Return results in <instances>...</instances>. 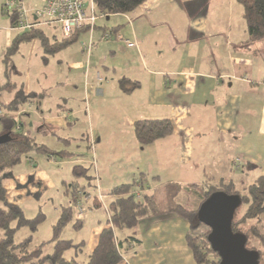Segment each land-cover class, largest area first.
I'll use <instances>...</instances> for the list:
<instances>
[{
	"label": "crops",
	"instance_id": "0c3cea01",
	"mask_svg": "<svg viewBox=\"0 0 264 264\" xmlns=\"http://www.w3.org/2000/svg\"><path fill=\"white\" fill-rule=\"evenodd\" d=\"M39 1L31 0L30 3L34 5ZM193 1L149 0L138 9L139 11L136 10L131 13L133 14L131 24L129 23V18H131L129 14L121 15L130 25L126 27L130 39L135 40L138 44V46L132 47L137 49V56L133 54V61L137 63L138 70L133 69L127 72L124 68L121 71L119 58L123 56L121 55L123 50L120 49L121 44L118 39L119 27L110 29L105 24L104 27H99V20H97L93 30L85 29L80 33V39L84 34L82 38V45L84 44V46H87L88 40L90 43L94 42L95 46L96 38L98 37L99 41L101 39L100 47H105L107 51L96 52L95 64L103 60L107 62L103 64V67L107 74H112L113 80L110 82L114 81L116 86L113 90H110L109 85L106 88L104 85L109 83V80L106 84H102L97 79L99 72H96L94 77L100 84H96V86L94 84L82 90V93L87 91L86 97L90 96L89 100H93L96 96L101 99V104H104L105 102L112 103L113 97H120L124 99L126 106L147 107L153 113L164 111V113H174L175 116L168 118L158 115L157 117H144L129 121L133 128L134 123L139 120L170 119L174 123L175 131L170 137L143 147L136 140L133 129L132 144L129 143L128 146H124L123 152L126 151L129 157L132 156L137 164L132 167V173L125 174L124 178L121 179L122 181H119L120 183L111 186L106 191L107 195L115 186L131 183L139 177L142 178V176H145L147 180L145 186L149 190L146 192L155 193L157 196L159 194L162 196L161 190L169 184L203 185L207 184L208 181L220 180L223 177L227 180L232 179L235 183L237 181L242 182L243 178L246 180L252 177L251 183H253L258 177L264 176V76L261 74L258 79H253L255 59L259 58L260 65L264 63L263 58L258 53L264 50V45L258 44L259 47L254 49L253 56L249 54V51L248 53L242 52L244 55H240L241 52L237 44L230 43L226 47L224 31L214 35L209 31L210 28L212 30L217 28L218 23L210 24L208 23V16L201 17L202 12L208 11L209 1L195 0V5L192 4ZM184 2L189 4L187 8H191L193 13L196 12V16L192 20L188 18V23L185 22L184 25L188 27L182 41V50L177 52L176 42L170 37H166L163 43L160 42L161 38L157 36L158 33L154 30L160 17V14L156 12L162 3L175 5L176 10L184 12L182 7ZM234 2L236 0L232 1V3ZM198 4L199 9L195 10L194 7ZM233 22L234 19L229 21L228 28ZM118 25H123V22ZM157 25L160 26L161 23H157ZM221 26H225V23H221ZM99 29H101L100 33ZM58 30V28L53 29V31ZM106 35H108L107 39L105 38ZM130 48L128 47V49ZM173 50L174 52H172ZM170 55L176 56L169 61L166 60ZM203 55L206 57L211 55L210 63L203 62L205 57ZM162 59L163 64L161 63ZM84 65L87 68L84 61H77L72 64V67L84 69ZM132 66L136 67L134 63ZM85 71L87 73L86 69ZM229 76L233 79L231 80ZM166 77L172 78L167 79ZM123 78H139L138 81L142 88L136 93L126 94L122 92L118 89V85ZM225 79L229 82L226 83ZM30 92L29 88L26 91L23 88L22 95L25 97L36 96ZM97 92L98 95H96ZM16 98L12 100L14 101ZM88 102L91 105L90 101ZM40 105L42 106L43 103ZM29 109L28 111H31L32 107ZM59 110L58 112H63L62 109ZM82 110L80 109L76 113L72 112L71 116L77 118L75 119L77 125L86 124V121L90 125V128L87 126L84 130L82 126L79 127L80 135L87 140V149L89 150L91 139L94 140L96 148L100 133L94 128L93 117L88 119L86 115L83 118L82 116L79 118L77 115L75 116ZM28 111L23 109L19 111V114L25 112L28 116ZM34 111L33 109L32 113ZM41 123V127L44 129L45 127L47 129L56 127L54 131L58 130L59 126L61 128V125L72 128V125L66 126L61 113L51 118L42 116ZM42 132L38 133L42 134ZM107 137H109V133H106L103 138ZM147 149L149 150L146 151ZM103 150L105 149H102L101 152ZM97 152L101 153L98 150ZM122 155L124 154L122 153ZM146 158L148 160L151 158L150 160L154 162L155 173L150 169L151 165H146ZM143 161L144 163H142ZM245 166H252V169L250 168V171L245 172ZM234 167L240 169L236 171ZM102 170L98 169V177ZM229 170L231 173H228ZM38 184L42 185L41 183ZM237 189L240 190L238 187ZM104 227L105 225H99L95 236ZM188 231V222L175 215L142 220L135 229L120 234L121 240L136 238L140 241L137 245L131 244V246L133 245V252L126 249L127 263L196 264L186 243ZM97 241L98 238L93 239L91 243L93 249L96 247ZM127 245V243L124 244V246Z\"/></svg>",
	"mask_w": 264,
	"mask_h": 264
},
{
	"label": "rangeland",
	"instance_id": "374dc122",
	"mask_svg": "<svg viewBox=\"0 0 264 264\" xmlns=\"http://www.w3.org/2000/svg\"><path fill=\"white\" fill-rule=\"evenodd\" d=\"M194 1L192 4H194ZM208 1V11L202 12L201 17L205 18L208 16V23L210 24L218 23L217 28H214L213 30L211 28L209 29L210 33L214 35L216 33L220 34L221 31H224L226 47H228V44L230 43H233L234 45L237 44L239 46L238 49H240L241 52L240 55H244L242 52L248 53L249 51V54L253 56L254 49L257 46L259 47L258 44L261 43H252L250 41L246 22L243 19L242 6L237 2L232 3L233 0ZM4 4L5 0H0V86H5L8 83H11L12 86L7 88V90L0 92V101L2 100L6 103L7 101H11L22 95L23 88L24 91L29 88L31 90L30 93L36 94V96H27V102L22 107V109L27 111L30 110L29 107H32V110H35L34 113H32V110L28 111V116H24V119L20 117L19 112L15 113L17 118L16 122L18 123L19 119L24 120L28 130L26 133L34 137L38 144L46 145L54 152L52 155L47 156L34 150L27 156V158H24L20 165L15 167L12 171H7L2 175L4 176L3 185L7 190L8 200L20 205L27 220H33L40 214L45 216L36 231L31 230L28 226H24L16 231L14 240L19 244L25 239L32 237V247H37L44 242L50 241L53 237V227L59 219L61 208L73 205L74 220L78 227H74L73 223L69 224L63 230L61 238L63 240H71L75 244H82L84 241V250L82 253L78 252L76 257L78 261L85 263L88 260L89 255L95 249L92 248L93 246L91 243L94 238L96 240L99 237V234L95 236L97 233L96 230L99 228V225L106 226L107 221L110 218L108 205L112 201V198L110 195L106 194V191L110 189L111 186L113 187V185L120 183L119 181L124 178L125 174L132 173V167L137 164V161L132 159V156L129 157L126 154V151L123 152L125 149L124 146L127 144L129 145V143L130 145L132 144L131 136H133V128L131 124H129V121H132V119L135 121V119H142L144 117H157L158 115H163L162 117L168 118H173L175 116L174 113H164V111L153 113V111L149 108L147 109V107L126 106L124 105V99H121L120 97H113L112 103L105 102L104 104H101V99L96 96L93 100H89L90 96L86 97L87 91L82 93L83 89L98 84L94 77L96 72L100 73H98L97 79L101 77L102 84H106L109 80V83L104 85L106 88L108 85L110 90L116 88L114 81L110 82L113 80L112 74H107L103 67V64H106L107 62L103 60L95 64L94 57L96 52H102L103 50L107 51L105 47H100V37V41L98 40V37L96 38L95 46L94 42L90 43L89 40L87 46H84V44L82 45L84 34H82V38L80 39L79 37V40L76 43L51 56H46L44 54L40 43L37 41L23 42L19 45L17 51L13 53L9 52L10 47H12L15 42V38L18 34L22 33V31H17L11 27L9 16L3 11ZM188 5L189 4L186 2L182 3L184 9V12H182L176 10L175 5L162 3L160 5L161 7L159 6L156 12L160 14L157 23H161V25L158 26L156 23V28L154 30L158 33L157 36L161 38L160 42L163 43L166 37H170L171 40L176 42L177 52L182 50V41L184 40V34H186V29L188 27L184 25L185 22L188 23L189 19L192 20V18H195L196 16V12L193 13L191 8H187ZM194 8L195 10H198L199 4ZM129 16H131V18H129V23L131 24L133 14H129ZM233 19L234 22L231 23V27L228 28L227 25L230 24L229 21ZM97 20H99V27H104V24L110 29L119 27L118 31L120 32L118 34L124 39H130V35L127 33L128 29H126V27H129L130 25L126 23L124 16L112 15L100 18L98 16ZM121 22H123V25H118ZM221 23H225V26H221ZM91 27L92 25L89 28ZM46 30L49 35L54 34L61 39V37H59L61 36L59 30ZM98 31L100 33L101 29ZM192 34L194 35V32H192ZM219 37L221 38L222 35ZM114 38H116V36H114ZM230 38L231 40H229ZM129 41L135 42L136 46H138L135 40L130 39ZM119 43L121 44L120 49L123 50L121 51V55L123 56L119 58L121 60V71H123L124 68L127 72L132 71L133 69L138 70L137 63L133 61V54H136L137 56V49L130 47V49H128V46L124 41L119 40ZM172 52H174V50ZM258 53L264 60V50ZM174 56L176 55H170L166 60L169 61ZM203 56H205L203 62L210 63L209 58L211 55L208 57H206V55ZM251 56L249 57L252 58ZM77 61H84L85 64H87V68L86 65H84V69L80 67L74 69L72 64ZM109 62L111 64V61ZM133 63L136 67L132 66ZM161 63L163 64V59L161 60ZM85 69L87 70V73ZM88 73H90V76H88ZM261 74L264 76V63L263 65H260L259 58H257L255 59L253 79H258ZM229 77L231 80L233 79L231 76ZM166 78L171 79L172 77ZM138 79L132 78L130 80L139 82ZM142 79L145 78L142 77ZM161 79L163 80L162 77ZM225 82L228 83L229 81L225 79ZM144 84H146V82H144ZM141 88L142 85L135 91V93ZM118 89H120L119 85ZM90 91L92 92V90ZM96 95H98V92ZM88 101H90L91 105ZM11 102H13V100ZM2 103L0 104V112L4 114L6 112L4 109L7 105L3 106ZM40 103H43V105L41 106ZM37 109H39V112H37ZM59 109H62L63 112H58L60 111ZM80 109H83L82 112H78L79 115L75 114V116L77 115L78 118L82 116L83 118L84 115H86L88 119L93 117L94 128L100 133L96 148L94 140L91 139V146L88 150L87 140L83 139L80 135V126L83 127V130L85 127L87 128V126L90 128L87 121L86 124L77 125L75 124V119L77 118L71 116L72 112L76 113ZM60 113L63 115V120L66 126L72 125V128H66L61 125V128L59 126V129L54 131L56 127H52L51 129L40 127L42 126V116L51 118ZM172 124L175 131L174 123L172 122ZM37 125L41 129H38ZM1 128L0 124V130ZM23 132L25 133V130ZM38 132H42V134ZM106 133H109V137L103 138ZM102 149L105 150L101 152ZM97 150L101 153L99 154ZM148 150L149 149L146 151ZM58 153L67 154L60 155ZM122 153L124 155H122ZM150 159L151 158L148 160L146 158L148 162H146V165H151L150 169L155 173V164ZM142 163H144V161ZM76 166L84 168L80 170L82 175H77L74 172ZM240 168L234 167L236 171ZM98 169H103L100 171L99 177ZM230 170L228 173H231ZM244 170L245 172L250 171L248 168H245ZM252 181V177L247 178L246 180L243 178L242 182L237 181L236 185L240 189L237 190L243 192L246 186ZM38 183H41L42 185H39ZM185 186L190 185H184L182 187ZM201 187L203 186L198 185L196 189H193V191L190 192H188L187 189H184L178 195L177 202L186 207L189 211H197L202 202V196L200 194L202 191L200 190ZM148 190L149 189H147L145 183L144 188L139 186L136 187L135 194L138 200H141L143 193L146 191L148 192ZM161 194L162 196L160 194L157 196L159 202L158 208L161 211L158 214L155 213L154 217L163 218L170 216V214H167V207H169V205L164 189H162ZM73 200L76 202L74 203ZM244 210L245 205L241 206L239 214H242ZM172 215L180 217L177 214ZM145 219H149V217ZM248 224L250 225V228H253L251 225L255 224L259 228L258 231L264 233V217H262L260 223H257L255 220L249 221L247 224H240V228L243 231H246L247 229H250ZM79 225L82 226L80 227ZM15 226L16 223L12 225V227ZM207 231L208 229L202 227L197 234H206ZM123 233H125V231L117 232L118 242L121 241L120 234ZM251 240L252 247L261 249L263 260L260 264H264V246L260 245L259 242L253 238H251ZM127 244V246H124L125 249H122L125 260L126 249L127 251L130 250L133 252V245L131 246V243ZM47 252H52V246L47 248ZM73 253L75 255L74 250L68 252L66 256L70 258Z\"/></svg>",
	"mask_w": 264,
	"mask_h": 264
},
{
	"label": "trees",
	"instance_id": "16d2710c",
	"mask_svg": "<svg viewBox=\"0 0 264 264\" xmlns=\"http://www.w3.org/2000/svg\"><path fill=\"white\" fill-rule=\"evenodd\" d=\"M41 1L33 5L30 3L31 0H27L26 4L32 10L41 5ZM93 1L96 15L100 18L103 16L131 14L149 0ZM236 2L243 8V19L246 22L250 41L264 45V0H236ZM3 11L9 16L11 27L17 31H22L15 38L13 46L10 47L9 52L12 53L17 51L19 45L23 42L37 41L40 43L44 54L51 56L76 43L83 30H93L95 27V24L91 28H89L91 25L86 24L83 28L75 30L69 36H66L59 25H39L37 21L35 22V19H32L34 26L30 30H20L17 28L19 13L16 11L8 12L5 7ZM49 28H58L61 33V36H59L61 39L57 35H49L46 30ZM105 38L107 39L108 35ZM10 86H12L11 83L0 86V92L7 90ZM119 87L122 92L130 94L140 88V83L123 78L119 81ZM25 101H27V97L23 95H20L9 104H6L2 100L0 101L1 103L3 102V106L7 105L4 109L6 112L4 114L0 112L1 130L6 132L17 127L15 113L23 110L22 104ZM133 129L136 140L143 147L164 140L174 133V127L170 119L139 120L134 123ZM34 150L47 156L54 153L46 145L38 144L36 139L27 133L14 135V138L10 142L0 145V264H80L81 262L77 260L76 255L78 252H83V248L85 247L84 242L82 244H75L71 240H63L61 238L63 230L69 224L73 223L74 227H78L74 220L73 205L61 208L60 216L53 227V237L50 241L44 242L37 247H32V237L25 239L19 244L14 240L16 231L24 226H28L31 230L36 231L45 216L40 214L33 220H27L20 205L8 200L7 190L3 185L4 176L2 175L20 165L24 158H27ZM58 154L66 155L67 153ZM247 167L248 170L252 169V166H245V168ZM82 169L84 168L76 166L74 172L77 175H82L80 172ZM146 181L145 176H142V178L135 179L131 183L117 185L111 190L109 195L112 197V201L108 205L110 218L106 226L99 233L95 249L89 255L88 260L81 264H128L122 252L125 242L137 245L140 241L136 238H129L118 242L117 232L133 230L142 219L154 217L155 213L158 214L161 211L158 208L159 202L155 193L149 194L145 192L142 199L138 200L135 189L138 186L144 188ZM202 186L200 188L202 190L200 192L202 202L197 211L186 209V207L177 202V197L184 189L190 192L196 189L198 185L182 187L179 184H169L163 188L169 205L167 207V214H177L190 224L186 235V243L193 254L196 264L220 263V260H218L220 256L215 252L210 241L212 230L200 218L202 204L211 195L220 191L241 197L242 203L235 212L232 228L235 233H242L247 237V248L260 253L261 263L263 260L261 249L252 247L251 238L264 246V233L259 232V228L255 224L251 225L253 228H250L248 224L250 229L243 231L240 228V224H247V222L254 220L260 223L262 217H264V176L258 177L253 183L247 185L243 192L237 190L236 183L232 179L227 180L225 177L220 180L208 181L206 185ZM73 202L75 203L76 201L73 200ZM243 205H245V210L242 214H239L240 208ZM14 223H16V226L12 227ZM202 227H205L208 231L206 234L198 235L197 232ZM51 246L52 252L49 253L47 252V248ZM73 250L75 251V255L68 258L66 254Z\"/></svg>",
	"mask_w": 264,
	"mask_h": 264
},
{
	"label": "water",
	"instance_id": "95a60500",
	"mask_svg": "<svg viewBox=\"0 0 264 264\" xmlns=\"http://www.w3.org/2000/svg\"><path fill=\"white\" fill-rule=\"evenodd\" d=\"M11 134L0 136V145L9 142ZM242 199L223 191L214 193L201 207L200 218L211 230L210 241L220 256L219 264H260V253L247 248V237L235 233L233 219Z\"/></svg>",
	"mask_w": 264,
	"mask_h": 264
},
{
	"label": "built area",
	"instance_id": "2783aa9c",
	"mask_svg": "<svg viewBox=\"0 0 264 264\" xmlns=\"http://www.w3.org/2000/svg\"><path fill=\"white\" fill-rule=\"evenodd\" d=\"M27 0H5L4 7L8 12H18L17 28L30 30L34 21L39 25L57 24L63 34L69 36L73 31L83 28L86 24L94 25L98 19L93 0H42L41 5L32 10L27 7ZM118 39L128 47H136L135 42L125 40L121 35ZM102 81V78H98Z\"/></svg>",
	"mask_w": 264,
	"mask_h": 264
},
{
	"label": "flooded vegetation",
	"instance_id": "af4514ba",
	"mask_svg": "<svg viewBox=\"0 0 264 264\" xmlns=\"http://www.w3.org/2000/svg\"><path fill=\"white\" fill-rule=\"evenodd\" d=\"M24 116H27V114L25 113V112H23V113H21L20 114V117L22 118V119H24ZM22 119H19L18 121V123H16L17 124V127H15V129H13V130H9V131H6V132H4V130H0V136H2V135H5V134H7V133H10L11 134V139H10V141L14 138V135H18V134H26V132H28V130H27V128H26V124H25V122H24V120H22ZM41 127V126H40ZM39 126H38V129L40 128ZM41 129V128H40ZM25 130V133L23 132ZM38 131V130H37ZM9 141V142H10Z\"/></svg>",
	"mask_w": 264,
	"mask_h": 264
}]
</instances>
